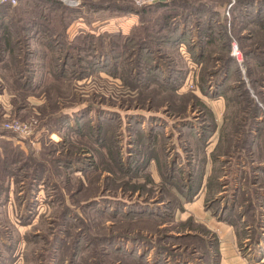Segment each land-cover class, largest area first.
<instances>
[{
    "label": "rangeland",
    "instance_id": "rangeland-1",
    "mask_svg": "<svg viewBox=\"0 0 264 264\" xmlns=\"http://www.w3.org/2000/svg\"><path fill=\"white\" fill-rule=\"evenodd\" d=\"M90 1L76 16L30 0L0 12V159L16 162L0 172L1 264H125L127 253L143 251L133 233L157 240L156 232L175 237L186 229L176 212L191 198V147L198 152L218 126L254 123L264 134V12L208 0L228 36L214 24L207 32L202 21L190 25L185 41L196 42L200 61L186 59L185 44L145 40L147 50L137 48L130 37L142 17L93 4L146 5ZM116 17L135 21L101 32V22ZM26 68L21 87L13 76ZM219 98L224 110L215 120L207 104ZM14 123L25 134L8 130Z\"/></svg>",
    "mask_w": 264,
    "mask_h": 264
},
{
    "label": "crops",
    "instance_id": "crops-1",
    "mask_svg": "<svg viewBox=\"0 0 264 264\" xmlns=\"http://www.w3.org/2000/svg\"><path fill=\"white\" fill-rule=\"evenodd\" d=\"M132 18L102 21L101 32H123ZM220 102L207 104L215 120L224 110ZM224 132L215 127L197 143L198 152L191 147L196 155L187 179L195 190L190 201H180L176 222L186 228L181 235L198 236L201 247L195 258L178 259L177 264H264V138L257 137L258 131ZM250 178L255 182L247 189ZM249 205L254 210H245Z\"/></svg>",
    "mask_w": 264,
    "mask_h": 264
},
{
    "label": "trees",
    "instance_id": "trees-1",
    "mask_svg": "<svg viewBox=\"0 0 264 264\" xmlns=\"http://www.w3.org/2000/svg\"><path fill=\"white\" fill-rule=\"evenodd\" d=\"M19 1L21 0H17L18 3ZM30 1L34 3H39L41 5L48 6L49 8H51L52 6H57L56 10H59L60 8L62 11L67 13V14L65 13L66 15L69 14L71 16L74 14L76 16V13L80 10V9H69L63 6L58 1H54V0H30ZM88 1L89 0H83L82 7L84 5H92V2L91 1L88 2ZM93 5H95L98 11L111 9V11L116 14L117 13H122V14L134 13L136 15H139L140 18L142 17V20H140V23L133 28V32L130 37L131 39L139 42L138 45H136V47L142 50H147L146 48H148V46H146L145 40H152L153 43L155 41H159L160 43H162L161 45H164V46L168 45L169 47L171 44H177V45L185 44L186 47L188 46L187 51L189 52V55L192 56L193 60L198 59L201 61L204 54L201 51L199 53L195 52V48L197 46L196 42L192 41L191 38H188V40L185 41L186 36L191 34L190 25L193 26L195 24L196 26L197 23L200 24L199 22L202 21L204 23L202 24L204 25V30H206L207 32L208 30H212L211 24H214V25L219 26L222 29L220 30V33H219V34H222L221 36H224L225 38L228 36V32H227L228 25H226L227 21L225 22L221 13L218 10H215L211 6L210 1L208 2V0H165L164 2H156L152 5H146L140 8H136V7L134 8L131 5L130 6L120 5L118 3H112L110 5H103V4L97 3ZM239 6L246 7V8L254 7L258 10V13L260 14L264 12V0H236L235 8ZM13 8L14 7L10 5L0 4V12H4V11H7ZM174 14H176V16H173ZM200 17H202V19H199ZM193 18H195L194 22H193ZM27 20H29L27 19V17L26 19L25 18L21 19V22H22L21 24L25 23V21ZM200 27L201 25H198V28H197L198 30L196 31V34H197L196 41H198V31ZM184 29H185V32L183 33L182 31ZM164 33H166V35H163ZM5 44L10 45V40L5 39ZM141 44H144V45H141ZM190 46L193 49H191ZM161 48L162 47L158 48V52L162 50ZM249 52L251 53L252 51H249ZM246 56L247 55L243 54V58ZM231 59L232 60L234 59V63L236 64L238 63V61L234 57L231 56ZM263 61L264 59H262L260 63H262ZM177 65L178 64L174 66L177 67L176 70L180 71L181 70L180 66L179 65L177 66ZM225 67L226 65L224 66V68ZM29 71H30V68H26L24 70L17 72L18 75L16 73V76H13L14 83L18 82L21 87L24 86L25 82H29V79H26L23 81L25 76L22 74L24 72L29 73ZM208 75L209 73L207 74V76ZM225 75H227L226 69H223V74L220 77H217L215 81L216 84L220 83L222 80H225L226 78ZM241 84L243 85V82H241ZM258 127L259 125H255L254 123H252L251 125H249L247 129H245L246 127H243V129L246 131L245 132L246 135H249L250 133H253V131L260 132ZM4 152L6 154L5 150ZM0 155H1V151H0ZM7 157L8 156L5 157V155L3 154L2 159H0V172L3 171V175L7 174L5 173V170L7 171L8 166L10 167V166L16 165V162L13 163L11 160H8ZM2 178L3 177H1L0 175V180ZM4 181H6V179ZM253 182H255L254 179L252 178L248 179L246 188L248 189L249 188L248 186L249 185L251 186V183ZM194 190H195V186L193 184V188L191 189V191H188V195H187L188 198H190ZM186 193L187 192H185V194ZM174 201L175 203L179 202L178 198H175ZM246 209L254 210L252 205L245 207V210ZM146 225L148 224L146 223L144 224L143 226L144 229L146 228ZM257 225L259 226V222L257 223ZM151 233H152V230H151ZM156 233L158 234L157 240L156 239L154 240V238L152 237L141 236L139 232L133 233V236H131L130 238L131 242H134L136 244L135 247L139 249L141 248L140 250H143V251H141L142 253H140L139 255H135V253H131V254L127 253L125 256V261L127 263L125 264H146L144 259L150 251H153V257L151 259L152 260L151 263L149 264H177L178 259L192 258V257L195 258V255H196L195 249H199L201 247L200 242H199L200 238L198 236L192 235L191 233H187L184 235H181L182 234L181 233L179 234V236H175V237L169 236L165 232H162L161 234L158 232ZM167 238H169L172 241V243H176V244H173L172 246L170 245L169 247H167L168 245L164 244V241ZM76 244L77 242L75 243V245ZM202 250L207 251L206 248H202ZM51 259L52 258L50 257V261ZM54 259L55 258L53 257V260Z\"/></svg>",
    "mask_w": 264,
    "mask_h": 264
},
{
    "label": "built area",
    "instance_id": "built-area-1",
    "mask_svg": "<svg viewBox=\"0 0 264 264\" xmlns=\"http://www.w3.org/2000/svg\"><path fill=\"white\" fill-rule=\"evenodd\" d=\"M56 1H58L63 6L69 8V9H80L82 7V1L83 0H56ZM133 1L136 4H138V6L152 5L156 2H159V0H133ZM0 4L1 5L15 6L17 4V0H0ZM233 48L234 49L231 53V56L234 57L238 61V63H241L242 57H241L239 50L237 49L236 46ZM185 57L187 60H190L189 54L186 53ZM193 65H194V63H189L188 68L193 69L192 68ZM8 130L15 131L18 134H25V132L27 131V127H25L24 125H21L19 123H14L13 125L8 126Z\"/></svg>",
    "mask_w": 264,
    "mask_h": 264
},
{
    "label": "bare ground",
    "instance_id": "bare-ground-1",
    "mask_svg": "<svg viewBox=\"0 0 264 264\" xmlns=\"http://www.w3.org/2000/svg\"><path fill=\"white\" fill-rule=\"evenodd\" d=\"M231 46H232V48H233V47H235L236 45H235V44H233V45H231ZM236 47H237V46H236Z\"/></svg>",
    "mask_w": 264,
    "mask_h": 264
},
{
    "label": "water",
    "instance_id": "water-1",
    "mask_svg": "<svg viewBox=\"0 0 264 264\" xmlns=\"http://www.w3.org/2000/svg\"><path fill=\"white\" fill-rule=\"evenodd\" d=\"M165 0H159V2H164Z\"/></svg>",
    "mask_w": 264,
    "mask_h": 264
}]
</instances>
